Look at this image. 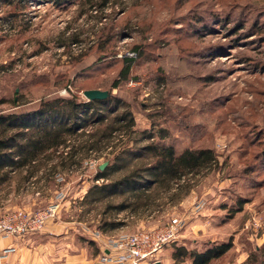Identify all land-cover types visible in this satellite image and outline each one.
I'll list each match as a JSON object with an SVG mask.
<instances>
[{
    "label": "rangeland",
    "instance_id": "1",
    "mask_svg": "<svg viewBox=\"0 0 264 264\" xmlns=\"http://www.w3.org/2000/svg\"><path fill=\"white\" fill-rule=\"evenodd\" d=\"M54 1L0 0V114L46 99L85 101L83 92L100 90L122 102L118 112H131L134 126L77 155L72 167L54 159L33 177L27 169L11 172L0 185V219L57 205L41 232L59 217L67 224L56 230L61 237L15 239L64 255L83 249L96 263L110 237L179 218L185 227L152 264H191L189 253L228 242L231 249L209 264H264V0ZM124 58L132 60L126 79L119 76ZM144 131L176 153L213 150L217 169L186 178L176 192L146 188L134 211L107 208L128 196L85 199L99 166L108 167L113 153L145 146ZM129 154L108 182L152 162L149 154ZM238 201L242 210L228 217Z\"/></svg>",
    "mask_w": 264,
    "mask_h": 264
},
{
    "label": "trees",
    "instance_id": "2",
    "mask_svg": "<svg viewBox=\"0 0 264 264\" xmlns=\"http://www.w3.org/2000/svg\"><path fill=\"white\" fill-rule=\"evenodd\" d=\"M54 2L57 3L58 0ZM123 63L119 76L126 79L132 60L124 58ZM121 105L122 102L111 95L102 101L55 98L41 100L32 110L0 114V185L5 183L11 172L22 169H27L28 177H33L38 172L37 167L46 166L54 159H58L60 168L72 167L76 164L74 159L77 155L100 150L117 133H131L134 126L133 114L126 109L119 113ZM108 116H111V120L107 121ZM87 128L90 130H86ZM139 134L141 141L147 144L113 153L112 163L103 171H96L93 177L95 183L88 189L85 199L90 197L93 202H101L109 197L128 196L117 206L107 205V208L116 212L134 211L139 208L138 200L142 198V191L146 188L156 185L167 191L174 188L176 192L186 178L196 176L202 170L214 171L218 167L219 162L211 149H185L176 153L173 146L161 142L163 138L154 142L151 132ZM83 137L85 140L80 141L79 138ZM125 154H129L133 160L149 154L152 162L145 167H134L121 178L108 182L112 174L122 169L119 163ZM56 165H51V173L56 174ZM99 181L102 183L96 184ZM242 207L243 204L238 201L228 217H233ZM231 247L232 243L228 242L213 245L203 252H191V264H209L226 254ZM180 251L185 250L180 248Z\"/></svg>",
    "mask_w": 264,
    "mask_h": 264
},
{
    "label": "built area",
    "instance_id": "3",
    "mask_svg": "<svg viewBox=\"0 0 264 264\" xmlns=\"http://www.w3.org/2000/svg\"><path fill=\"white\" fill-rule=\"evenodd\" d=\"M57 205L50 206L45 211L27 213L13 212L0 219V242L9 238H23L36 234L56 215ZM201 210L196 204L193 213ZM186 219L174 218L165 227L134 234L121 233L102 242L101 254L94 264H152L157 261L161 250L177 238L185 227ZM14 253L12 247L3 248L0 245V264H7V257Z\"/></svg>",
    "mask_w": 264,
    "mask_h": 264
},
{
    "label": "crops",
    "instance_id": "4",
    "mask_svg": "<svg viewBox=\"0 0 264 264\" xmlns=\"http://www.w3.org/2000/svg\"><path fill=\"white\" fill-rule=\"evenodd\" d=\"M49 224H47L43 232H41L42 234L44 233V235L46 236L54 232H56L55 234L57 235L60 229L65 228V226H67L66 223H63L61 221L60 217L58 220L54 221L53 224ZM58 236L61 237L62 235L58 234ZM36 239L37 238H34V240ZM31 242L32 239L31 241L26 239L20 241L13 238L2 240L0 242L1 247H15L17 249L16 252L9 254L6 260L7 264H94L95 261H91V259H88V252L83 251V249H72L73 251H71V253L68 252L64 255L62 252L63 250L48 252V250L50 249V246H48L46 252L45 244L43 246L39 244L37 246H34L31 245ZM52 255H55L56 258L51 257Z\"/></svg>",
    "mask_w": 264,
    "mask_h": 264
},
{
    "label": "water",
    "instance_id": "5",
    "mask_svg": "<svg viewBox=\"0 0 264 264\" xmlns=\"http://www.w3.org/2000/svg\"><path fill=\"white\" fill-rule=\"evenodd\" d=\"M108 92L106 91H100V90H87L83 92V96L87 101H102L105 100L108 97ZM107 163H103L101 166H99V170L103 171L106 167ZM155 264H161L160 262H156Z\"/></svg>",
    "mask_w": 264,
    "mask_h": 264
}]
</instances>
